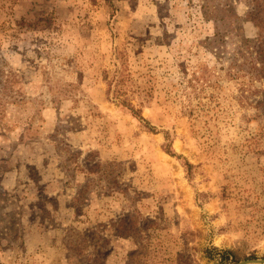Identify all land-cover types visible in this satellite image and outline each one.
I'll list each match as a JSON object with an SVG mask.
<instances>
[{
  "label": "rangeland",
  "instance_id": "374dc122",
  "mask_svg": "<svg viewBox=\"0 0 264 264\" xmlns=\"http://www.w3.org/2000/svg\"><path fill=\"white\" fill-rule=\"evenodd\" d=\"M111 2L0 0V264L264 259V26Z\"/></svg>",
  "mask_w": 264,
  "mask_h": 264
},
{
  "label": "trees",
  "instance_id": "16d2710c",
  "mask_svg": "<svg viewBox=\"0 0 264 264\" xmlns=\"http://www.w3.org/2000/svg\"><path fill=\"white\" fill-rule=\"evenodd\" d=\"M108 4V6L110 7V9H113V4L111 2V0H105ZM248 3L250 5V9L247 12V14L245 15L248 21H251L255 27H257L258 29H262V27L264 26V0H248ZM212 8V10H210V16H208L209 18H212L213 20L216 19V15L219 12H223L224 15L228 14V11L224 8L221 10H218L216 7H210V9ZM212 15V16H211ZM235 18L240 19L238 16H236L235 14L233 15ZM255 42L253 45H248L249 48H251V50L254 53V56L258 59V61L260 63H264V39L262 37L261 34H258L255 38ZM114 82V84H113ZM120 82V78H116V80L112 79L109 82V86L107 93L110 92V94H112L114 96V99H118V101L124 106L126 107L130 113L134 116H137L138 119L146 122L141 116H139L140 114H138V111H136L133 107V105L128 102L127 100H121L119 98V96H117V92L115 91L116 88L118 87ZM262 93L264 95V89L262 90ZM264 103V101H263ZM149 130H154V128H148ZM165 140L167 141V143L163 144L162 149L164 150V152H166L168 155L176 157L177 159L182 160V166L184 167V170L186 171L187 174L190 173V169L192 168V165L183 157L176 155L174 152H172V150L170 149V145H169V134L165 133ZM231 252H224L223 254L225 255V257H223L224 259H228V256L230 255ZM90 264H105L100 258H98V256L94 257L91 261Z\"/></svg>",
  "mask_w": 264,
  "mask_h": 264
},
{
  "label": "water",
  "instance_id": "95a60500",
  "mask_svg": "<svg viewBox=\"0 0 264 264\" xmlns=\"http://www.w3.org/2000/svg\"><path fill=\"white\" fill-rule=\"evenodd\" d=\"M236 264H264V259L243 260Z\"/></svg>",
  "mask_w": 264,
  "mask_h": 264
}]
</instances>
